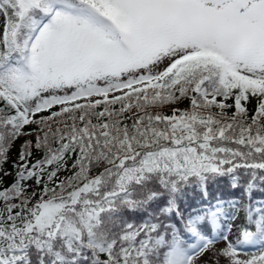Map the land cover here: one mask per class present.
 I'll use <instances>...</instances> for the list:
<instances>
[{"label":"snow or ice","instance_id":"1","mask_svg":"<svg viewBox=\"0 0 264 264\" xmlns=\"http://www.w3.org/2000/svg\"><path fill=\"white\" fill-rule=\"evenodd\" d=\"M257 180L264 0H0V264H264Z\"/></svg>","mask_w":264,"mask_h":264},{"label":"trees","instance_id":"2","mask_svg":"<svg viewBox=\"0 0 264 264\" xmlns=\"http://www.w3.org/2000/svg\"><path fill=\"white\" fill-rule=\"evenodd\" d=\"M178 107H182V109H184V108L190 107V105H189V102L187 100H185L183 103L179 104ZM166 108H167V106H165V109ZM13 155H15V153H13ZM227 179L228 178H223L222 182L226 183ZM256 183L258 184L260 190L253 191L251 193V195L254 194L256 197L259 196V200H260V199L264 198V183L260 182L259 180H257ZM251 201H253V198L251 199ZM255 201H257V200H255Z\"/></svg>","mask_w":264,"mask_h":264},{"label":"rangeland","instance_id":"3","mask_svg":"<svg viewBox=\"0 0 264 264\" xmlns=\"http://www.w3.org/2000/svg\"><path fill=\"white\" fill-rule=\"evenodd\" d=\"M168 108H169V106H167V108L165 109V106H163V110L165 111V112H167L168 111ZM179 108H181V107H179ZM182 109V108H181ZM237 223H239V221H237ZM217 247L219 248V247H222V244H217Z\"/></svg>","mask_w":264,"mask_h":264}]
</instances>
